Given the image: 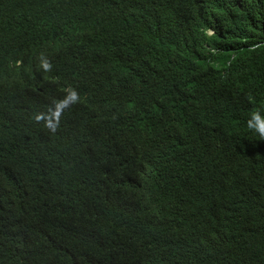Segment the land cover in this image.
Instances as JSON below:
<instances>
[{
    "label": "trees",
    "instance_id": "1",
    "mask_svg": "<svg viewBox=\"0 0 264 264\" xmlns=\"http://www.w3.org/2000/svg\"><path fill=\"white\" fill-rule=\"evenodd\" d=\"M0 45L37 60L0 84V264H264V0H0Z\"/></svg>",
    "mask_w": 264,
    "mask_h": 264
},
{
    "label": "clouds",
    "instance_id": "2",
    "mask_svg": "<svg viewBox=\"0 0 264 264\" xmlns=\"http://www.w3.org/2000/svg\"><path fill=\"white\" fill-rule=\"evenodd\" d=\"M209 35L212 34V32H208ZM0 48H3V46L0 45ZM1 51V50H0ZM17 57L10 56L7 53L4 55L3 60L1 62V70H0V84H6V83H12V84H18V85H29V79L30 76L35 74L32 67L31 62L37 61L34 59H30L26 57L24 54L19 53L16 54ZM43 57H40L38 60H43ZM47 67V65H46ZM39 79H36V82H38ZM71 101L68 103L69 106L73 105V107L76 105L73 98H70ZM247 127L250 131L255 132L261 140H264V113L257 110L256 112H253L250 116L245 118ZM137 165V163H136ZM137 171L138 168L136 167ZM117 173H115L114 177L121 176L125 172L129 171L127 170V167L119 166L117 169H115ZM107 179L108 181H112L114 178H110V174L107 171Z\"/></svg>",
    "mask_w": 264,
    "mask_h": 264
}]
</instances>
